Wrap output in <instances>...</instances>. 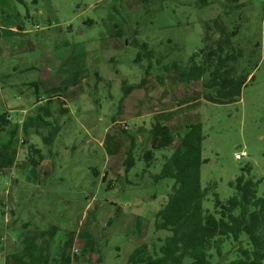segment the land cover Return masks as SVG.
<instances>
[{"label":"rangeland","instance_id":"obj_1","mask_svg":"<svg viewBox=\"0 0 264 264\" xmlns=\"http://www.w3.org/2000/svg\"><path fill=\"white\" fill-rule=\"evenodd\" d=\"M199 1L0 0V112L30 133L20 130L13 163L0 168V264H61L67 255L71 264H126L135 246L163 235L152 219L168 188L149 177L160 165L142 173L144 163L136 161L125 176L129 140L119 129L136 135L156 110L169 118L162 123L171 147L184 133L175 122L201 123L202 187L215 183L219 198L228 199V182L248 164L264 197V0ZM116 30L120 38L111 36ZM135 41L168 53L165 63H185L200 50L214 55L196 57L207 71L188 85H173L175 73L152 68L149 80L161 82L156 90L162 85L166 102L162 92L157 100L133 89L117 115L121 81L138 82L142 74L133 62ZM94 69L103 78L96 90ZM56 93L68 113L50 153L35 134L47 129L34 111ZM8 139L1 132L0 146ZM31 142L42 152L38 166L28 160ZM204 203L211 208L212 195ZM52 226L54 236L41 237Z\"/></svg>","mask_w":264,"mask_h":264},{"label":"trees","instance_id":"obj_2","mask_svg":"<svg viewBox=\"0 0 264 264\" xmlns=\"http://www.w3.org/2000/svg\"><path fill=\"white\" fill-rule=\"evenodd\" d=\"M37 2L31 0L32 4ZM199 2L207 4V0ZM113 27L120 28L118 24ZM111 36L120 38L121 31L116 30ZM134 43L137 52L133 62L138 64L142 74L138 82L128 83L127 79L121 81L117 115L122 113L123 99L133 89L148 85L154 75L152 68L156 67L162 74L175 73L176 80L171 82L173 85H188L207 71L204 65L196 63V57L201 55L210 58L214 55L200 50L190 55L185 63L176 59L165 63L168 53H156L146 41ZM115 73H118L117 69ZM93 74L96 79L91 87L96 90V85L103 78L96 69ZM37 88L38 85L34 84L36 93ZM67 113V105L61 94L50 96L34 111L35 120L47 129L45 134H35L45 146L51 148L50 153L65 124L60 117ZM119 129L129 140L122 163L125 176L136 161L144 163L142 173L149 172L157 164L160 165L159 172L149 177L155 184L168 188L165 201L154 212L152 219L153 231L164 234L150 236L148 241L135 246L127 255L126 264H264V197L257 194L259 181L254 180L250 165H244L241 173L228 182L233 194L222 200L215 191V183L201 186V165L206 159L202 157L204 135L200 122L188 125L172 147L163 123L155 117L149 128L139 126L136 135L124 126H119ZM20 130L25 136L30 134L27 127L19 128L17 123H13L7 112H0V133L7 131L9 134L8 141L0 146V168H8L13 163L12 141ZM23 141L26 142V138ZM28 158L34 166H38L43 158L41 149L34 142L28 145ZM91 170L95 177L100 176L97 167ZM106 176L103 173L101 183L106 181ZM209 195H212L211 208L204 203ZM56 230V226H52L42 230L40 235L51 238ZM71 260L67 255L60 263L71 264ZM20 264H25V261Z\"/></svg>","mask_w":264,"mask_h":264},{"label":"crops","instance_id":"obj_3","mask_svg":"<svg viewBox=\"0 0 264 264\" xmlns=\"http://www.w3.org/2000/svg\"><path fill=\"white\" fill-rule=\"evenodd\" d=\"M156 79H157V78H156ZM154 80H155V79L150 80V81L148 82V85H147L146 88H138V89H145L144 92H145V91H147V92L149 91V92L151 93V95H150L151 97H153V96H155V98L158 97L157 100H159V98H160L157 94H159V92H160V93L162 92V93H161V95H162L161 97L163 98V101L166 102V101L164 100V98L167 97V94H166L165 91H161V90H162V85L160 86L159 90H158V89L156 90V88L159 87L158 84H161V82L158 81V80H157L158 82H156V81L153 82ZM154 83H155V84H154ZM39 86H41V84H40ZM64 87H65V86H64ZM64 87H63V88H64ZM62 92H63V91H62ZM57 94H58V93H56L55 95H57ZM62 94H63V93H62ZM62 94H61V95H62ZM128 96H129V94L126 96V98H127ZM126 98H125V99H126ZM164 102H163V105H164ZM146 104H147V101H146ZM163 105H161V106H163ZM166 105H167V103H166ZM140 107H142V105H140ZM161 109H162V107H161ZM163 109H164V108H163ZM166 110L169 111L171 114H174L175 118H177V117L179 118V115L175 112V109H174V108H168V109H166ZM166 110H164V111H166ZM145 112H146V111H145ZM160 112H161V111H158V110L155 111V113L157 114V115H156L157 117L155 116V118H157V119H158L159 121H161V122H162V120H163V121H169V118H160L161 116L158 115ZM146 114H147V112H146ZM167 115H168V114H167ZM145 116H146V115H145ZM172 122H173V121H172ZM177 123H178L179 125H181V127H180V126H176L177 129H180V128L183 129V128H184L183 130L185 131L186 128L188 127V125H187V127H185L186 125H183V123H182L181 121H179V122H175V125H178ZM176 144H177V143H176ZM176 144H175V145H176ZM105 173L108 175L107 172H105Z\"/></svg>","mask_w":264,"mask_h":264},{"label":"built area","instance_id":"obj_4","mask_svg":"<svg viewBox=\"0 0 264 264\" xmlns=\"http://www.w3.org/2000/svg\"><path fill=\"white\" fill-rule=\"evenodd\" d=\"M243 155H244V152L243 153H236L235 157H236V159H241Z\"/></svg>","mask_w":264,"mask_h":264}]
</instances>
